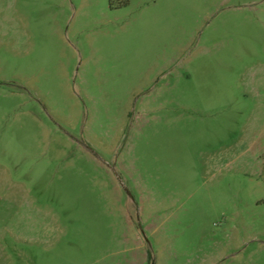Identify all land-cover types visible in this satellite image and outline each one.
Listing matches in <instances>:
<instances>
[{
    "label": "rangeland",
    "instance_id": "1",
    "mask_svg": "<svg viewBox=\"0 0 264 264\" xmlns=\"http://www.w3.org/2000/svg\"><path fill=\"white\" fill-rule=\"evenodd\" d=\"M0 264H264V0H0Z\"/></svg>",
    "mask_w": 264,
    "mask_h": 264
}]
</instances>
